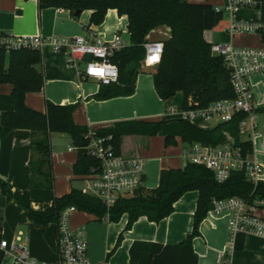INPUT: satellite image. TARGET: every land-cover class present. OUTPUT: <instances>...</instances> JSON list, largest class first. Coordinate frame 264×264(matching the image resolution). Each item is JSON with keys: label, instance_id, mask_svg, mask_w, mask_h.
I'll list each match as a JSON object with an SVG mask.
<instances>
[{"label": "trees", "instance_id": "1", "mask_svg": "<svg viewBox=\"0 0 264 264\" xmlns=\"http://www.w3.org/2000/svg\"><path fill=\"white\" fill-rule=\"evenodd\" d=\"M259 2L264 22V0ZM39 8L66 9L75 14L78 10H91L90 25L99 26L105 22L109 10H116L120 17L128 20L130 45L116 52L112 58L119 70L117 85L103 86L93 99L103 101L119 96H131L142 70L145 58L146 37L156 28L166 26L171 35L164 40L161 64L153 71L152 77L159 98L168 101L177 93L184 96V109L203 108L223 99H234L231 73L222 57L212 54V45L204 38L205 31L224 32L229 21L222 12H217L211 4L189 3L185 0H39ZM227 19V20H226ZM264 47V31H259ZM6 34L0 33V38ZM42 53L37 49L8 50L0 46V84L13 86L11 95L14 110L4 112L1 117L2 137L6 138L14 130H29L33 136L31 148L39 155L30 163L32 188H54L52 171V134L68 135L75 147L79 148L78 158L73 166L74 174H88L96 159L88 155L85 147L89 143L86 136L89 128L75 123L73 114L76 105L46 104V111L40 112L28 107L29 93L41 92L45 85L44 74L38 70L42 64ZM260 112H264L262 109ZM245 114H237L230 123L219 124L212 129H200L186 121H180L184 144L202 143L219 145L225 142V132L237 139L244 153L253 154L250 140H241L238 124ZM167 121H123L108 128L99 129L98 136H112L111 143L121 152L122 138L125 136H157ZM165 145L175 146L173 136L165 138ZM0 191L8 200L15 201L28 214L31 223L47 227L57 226L60 216L69 207L96 216L99 220L118 223L127 214L125 231L132 229L141 218L160 223L175 210V204L187 193L198 192L193 230L184 241L177 245H162L136 241L132 244L130 264H198V256L193 241L200 236L201 223L212 210L213 199L224 200L232 197L243 199L247 205L259 208L264 202V181L253 183L244 171L234 172L225 182H218L209 169L188 164L183 168L165 169L160 173L159 185L154 189H140L133 197L122 198L107 207L97 198L85 195L79 189L69 194L54 197L43 210H35L29 193H13L7 182L0 178ZM108 216V218H107ZM120 235L115 249L120 246ZM1 241V238H0ZM245 236L238 235L234 250H242ZM231 253L225 255L230 261ZM3 253L0 251V264Z\"/></svg>", "mask_w": 264, "mask_h": 264}, {"label": "crops", "instance_id": "2", "mask_svg": "<svg viewBox=\"0 0 264 264\" xmlns=\"http://www.w3.org/2000/svg\"><path fill=\"white\" fill-rule=\"evenodd\" d=\"M185 1L211 4L215 7H223L227 2V0ZM92 13L91 10H85L81 15L75 16L66 9H40L39 0H0V33L13 36L68 38L87 36V31H94L106 41L113 40L116 34H123L128 37L126 42L130 43L126 16L120 17L116 10H109L105 22L94 26L90 25ZM244 15L246 18H251L253 11L246 9ZM169 31L168 27L161 26L153 30L150 37L153 39L156 34L162 35L161 33ZM204 38L211 45L232 44L237 48H264L259 34L231 36L225 31H205ZM41 53L43 60L38 70L44 74L45 85L41 92L27 95L26 103L31 109L45 112L48 102L57 105H76L73 114L75 123L93 130L108 128L114 123L123 121L164 120L167 123L161 133L167 135L169 132L165 131L166 127L180 121L175 117H177L176 113L184 109L183 93L181 99L178 96L168 101L161 100L155 90L152 77L155 69H143L145 72L149 70V73L139 74L133 95L99 101L93 99L102 87L98 82L81 81L78 76L79 69L68 67L66 57L52 52L48 46L43 48ZM252 90L257 104V122L260 118L258 134L252 138V157L263 167L262 181H264V112H260L264 109V75L252 77ZM12 92V85L0 84V178L7 182L13 193H29L32 207L35 210H43L54 197L69 194L73 189H77L75 185L77 181L82 182L73 171L78 152L76 155L74 151H69V148L67 151H61L51 137L54 188L52 190L32 188L30 163L37 160L39 155L31 148L33 140L31 132L14 130L6 138L1 135L2 114L14 110ZM171 111H174V114H170ZM197 127L206 130L214 128V125L201 123ZM155 141L156 136H125L121 143V153L126 157H141L148 164L156 165V169L151 170L157 173L156 179L150 186L146 185L147 189H154L159 185L162 170L183 168L185 162L181 157L182 148L179 151L175 145L171 150L176 152L169 154L165 140H162V145L156 144ZM148 176L147 171L146 184ZM198 198V192H189L175 204L174 212L160 223L149 222L146 217H141L129 231H125L128 223L127 214L118 223H112L77 210L71 215L69 225L78 238L88 243V256L92 263L106 261L107 264H130L129 250L136 241L162 245H177L184 241L193 230ZM259 205L256 213L264 218V203ZM228 220L229 217L225 214L216 216L209 212L201 223L200 236L193 241L198 264H224L225 255L230 250ZM20 232L27 238L25 247L33 258L40 262L57 260L56 225L41 227L31 223L27 212L15 201L8 200L0 191V238L13 241ZM121 234L123 239L120 246L107 260ZM229 264H264V238L255 235L245 236L243 249L231 251Z\"/></svg>", "mask_w": 264, "mask_h": 264}, {"label": "built area", "instance_id": "3", "mask_svg": "<svg viewBox=\"0 0 264 264\" xmlns=\"http://www.w3.org/2000/svg\"><path fill=\"white\" fill-rule=\"evenodd\" d=\"M229 21L225 31L231 36L241 34H257L264 31L262 12L256 0H229L223 7H215ZM253 11L251 18H242L241 10ZM87 36L68 38H44L42 36H13L6 34L0 38V46L8 50L37 49L42 51L48 46L52 52L62 54L67 59V66L77 68L81 81L94 80L103 86L119 83V70L112 58L116 52L130 45L121 35L106 41L94 31ZM164 39H151L150 34L144 44L145 58L143 69H156L162 62L164 40L171 35V30L161 33ZM92 55L91 62H85L84 56ZM212 54L222 57L231 73V85L235 92L234 99L215 101L203 108L183 109L176 113L180 121L192 125L201 123H230L237 114L246 116L239 121L240 139L250 140L258 134L257 104L252 90V77L264 75V48H237L232 44L212 45ZM83 64L84 68L80 65ZM170 114H174L171 111ZM205 129V128H203ZM99 130V129H98ZM89 128L86 136L89 139L85 151L96 159L88 174L79 175L83 182L81 189L85 195L99 199L107 209L112 208L122 198L133 197L140 189L146 188L148 163L145 159L128 158L117 152L111 143L112 136H98L97 131ZM225 142L216 146L202 143L184 144L181 157L184 167L188 164L203 166L215 175L222 183L234 172L244 171L253 183L262 181L263 167L253 159V154L244 153L240 143L229 132H225ZM79 148L70 147L69 151ZM264 202H260L263 205ZM210 213L220 216L228 215L229 252L234 250L238 235H255L264 238V218L256 213V208L238 197L224 200L213 199ZM77 211L75 207L67 208L60 216L57 224V253L54 262H40L33 258L25 247L27 238L20 232L13 241L1 239L0 251L3 253L1 264H94L88 256V243L78 238L71 230L69 221ZM108 218V216H107ZM230 262V261H229ZM224 262V264H229ZM95 264H107L106 261Z\"/></svg>", "mask_w": 264, "mask_h": 264}, {"label": "rangeland", "instance_id": "4", "mask_svg": "<svg viewBox=\"0 0 264 264\" xmlns=\"http://www.w3.org/2000/svg\"><path fill=\"white\" fill-rule=\"evenodd\" d=\"M228 1L229 0H227V2H226V4L228 3ZM245 12H246V9H242L241 10V16L244 18V19H246V16L244 15L245 14ZM250 13H252L251 11H250ZM227 20V19H226ZM165 30V29H164ZM158 33V32H157ZM159 34V33H158ZM158 34H156L155 35V37H153V39H164V37L162 36V35H158ZM123 38H124V40H128V37L127 36H125V35H121ZM80 67L81 68H84V65L83 64H81L80 65ZM143 70V69H142ZM152 70H154V69H152ZM151 70V71H152ZM147 73H149V70H147L146 71ZM145 72V73H146ZM180 97V99L182 98V94H181V92H179V93H177L173 98H175L176 99V97ZM172 98V99H173ZM175 99H174V101H175ZM178 107H179V105H178ZM260 121V118L258 119V122ZM165 126V125H164ZM163 126V127H164ZM163 131V130H162ZM165 131L166 132H169V133H167V135H163V132L161 133H159L157 136H156V141H155V143L156 144H158V145H162V143H163V141L165 140V138H166V136H173V137H175L177 140V143H176V149H178L179 151L181 150V148L183 147L182 146V143H183V141H182V127H181V122L180 121H178V122H175V123H172V124H169L167 127H166V129H165ZM181 133V134H180ZM51 137H52V139L54 140V142H56V144H58V148H60V150L61 151H67V149L68 148H70V147H74V145H73V143H72V140H71V138L68 136V135H66V134H52L51 135ZM163 140V141H162ZM183 145H184V143H183ZM172 147L173 146H168V150H167V152L169 153V154H174L175 152H176V150H171L172 149ZM173 151V152H172ZM74 154H76L77 155V151H74ZM156 169V165L153 163V164H151V163H149L148 164V168H147V171H148V183L146 184L147 186H150L151 185V182H153L155 179H156V176H157V173H155V172H151V170H155ZM76 187H77V189H79V190H81L82 189V187H83V184H82V182L81 181H77L76 182ZM76 212V211H75ZM74 212V213H75ZM224 215V214H223ZM226 215V214H225ZM228 216V215H227ZM230 240V239H229Z\"/></svg>", "mask_w": 264, "mask_h": 264}, {"label": "water", "instance_id": "5", "mask_svg": "<svg viewBox=\"0 0 264 264\" xmlns=\"http://www.w3.org/2000/svg\"><path fill=\"white\" fill-rule=\"evenodd\" d=\"M82 12H83L82 10H78V11H76V12H75V16H79V15H81ZM92 58H93L92 55L87 54V55L84 56L83 60H84L85 62H91V61H92Z\"/></svg>", "mask_w": 264, "mask_h": 264}]
</instances>
